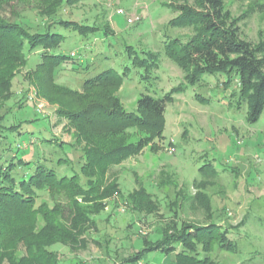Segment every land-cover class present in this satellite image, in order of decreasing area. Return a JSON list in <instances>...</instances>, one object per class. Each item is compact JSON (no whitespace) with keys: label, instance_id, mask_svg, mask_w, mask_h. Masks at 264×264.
Here are the masks:
<instances>
[{"label":"rangeland","instance_id":"1","mask_svg":"<svg viewBox=\"0 0 264 264\" xmlns=\"http://www.w3.org/2000/svg\"><path fill=\"white\" fill-rule=\"evenodd\" d=\"M180 4L181 0H82L75 4L13 0L2 11L12 23H29L24 29L31 33L44 32L57 9L62 11L54 15L56 21L63 18L96 29L83 36L74 26L53 27L63 37L55 54L69 57L55 70L58 85L81 91L86 80L114 70L123 76L116 96L128 113H137L144 94L162 97L184 86L174 91L175 101L167 105L161 136L154 137L139 154L109 168V182L119 185L121 196L104 201L105 211L96 217L99 231L90 233L87 248L72 251L59 243L50 248L61 264H121L144 248L142 237L157 239L160 229L170 222L179 228L182 224L216 225L226 231L235 251L218 250L212 254L215 264H264V113L251 123L238 84L224 85L228 80L224 74L204 75L195 85L186 83L185 73L165 54L172 40L186 42L193 34L191 29L169 25L178 16L175 9ZM261 5L264 0L226 3L243 38L254 44L264 43ZM132 17L141 20L130 24ZM29 50L25 49L26 63L11 62L10 88L0 89L1 125L9 129L0 139V159L10 164L17 155L32 163L17 169L18 180L32 174L38 164L59 177L82 176V150L98 146L97 139L79 140L78 128L60 114L61 99L44 95L36 75L44 50ZM149 52L158 55L156 64ZM126 133L128 138L122 141L101 142L110 147L148 138L136 128ZM140 188L154 195L158 213L130 212L124 199ZM44 199L51 202L46 193ZM52 199L64 209L69 225L70 205L62 196ZM78 203L83 204L81 199ZM92 205L82 206L90 209ZM38 220L37 233L44 226ZM12 253L18 260L30 258L24 240ZM2 264L9 263L4 260ZM135 264H175V255L148 253Z\"/></svg>","mask_w":264,"mask_h":264},{"label":"trees","instance_id":"2","mask_svg":"<svg viewBox=\"0 0 264 264\" xmlns=\"http://www.w3.org/2000/svg\"><path fill=\"white\" fill-rule=\"evenodd\" d=\"M11 1L0 0V66L8 68L0 69V89L10 88L14 71L11 62L24 64L27 61L25 49L42 48L44 52L36 75H39L44 95L60 98L63 107L60 114L78 128V139L95 137L98 146L82 150L83 177L80 174L59 177L54 170L38 164L32 174L18 180L15 177L17 169L32 163L17 155L10 164H4L0 159V264L4 260L9 264H61L58 254L50 248L57 243L72 251L87 248L90 233L99 231L96 217L105 211L107 204L104 201L121 196L119 185L109 182V168L139 154L154 137L161 136L167 105L175 101L174 91H180L184 86L162 97L144 94L138 101L137 113H128L116 96L123 85V76L114 70L86 80L81 91L58 85L55 70L67 63L69 57L55 54L63 37L53 32V27L57 24L66 28L74 26L83 36L96 29L63 18L56 21L55 16L62 11L57 9V13L50 15L52 21L43 27L44 32L31 33L24 29L29 23L21 26L3 16V9ZM78 1L82 0H67V4ZM226 3L227 0H181L175 9L178 16L169 25L191 29L193 34L186 42L172 40L166 45L165 54L185 73L188 84L195 85L204 75L219 74L227 76L224 85L236 82L241 103L248 105L249 121L256 123L264 113V43L254 44L243 38L238 21ZM263 8L264 5L259 6L261 11ZM147 54L156 64L158 55ZM3 120L0 107V139L9 130L1 125ZM131 128L148 134V138L110 147L101 142L112 138L122 141L128 138L126 132ZM44 193L50 196L52 206L45 201ZM61 196L70 205L69 225L64 209L52 199ZM42 198L43 201L38 203ZM79 199L83 204L94 205L85 208L78 203ZM124 200L130 212L138 215H153L160 210L154 195L144 188L130 193ZM39 218L44 226L37 233L35 228ZM23 240L30 258L18 260L12 249ZM142 240L144 248L134 251L121 264H135L153 252L174 254L175 264H215L212 254L218 250L235 251L228 233L216 225L194 227L182 224L179 228L175 222H170L160 229L157 239L142 237ZM92 242L100 245L96 239Z\"/></svg>","mask_w":264,"mask_h":264},{"label":"built area","instance_id":"3","mask_svg":"<svg viewBox=\"0 0 264 264\" xmlns=\"http://www.w3.org/2000/svg\"><path fill=\"white\" fill-rule=\"evenodd\" d=\"M119 13L123 14L124 12L123 11H119ZM139 20H141L140 17H135V18L132 17V18L128 19V23L133 24L134 22L139 21Z\"/></svg>","mask_w":264,"mask_h":264}]
</instances>
